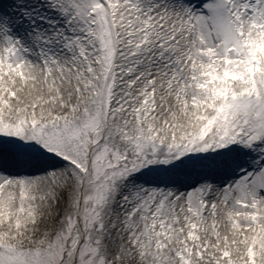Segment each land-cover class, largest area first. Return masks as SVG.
Instances as JSON below:
<instances>
[{
	"label": "snow or ice",
	"instance_id": "1",
	"mask_svg": "<svg viewBox=\"0 0 264 264\" xmlns=\"http://www.w3.org/2000/svg\"><path fill=\"white\" fill-rule=\"evenodd\" d=\"M0 264H264V0H0Z\"/></svg>",
	"mask_w": 264,
	"mask_h": 264
}]
</instances>
